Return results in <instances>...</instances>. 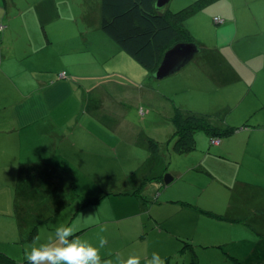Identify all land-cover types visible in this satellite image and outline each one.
I'll use <instances>...</instances> for the list:
<instances>
[{
	"label": "rangeland",
	"instance_id": "1",
	"mask_svg": "<svg viewBox=\"0 0 264 264\" xmlns=\"http://www.w3.org/2000/svg\"><path fill=\"white\" fill-rule=\"evenodd\" d=\"M191 1L170 0L163 9L176 11ZM68 4L75 7V10L71 13L70 20L62 19L65 32L59 31L61 34L57 36L60 41L44 51L45 59L36 62V67H30L28 63L32 57L19 58L22 65L16 66V69L26 67L41 71L46 64L48 73L56 78L49 79L46 84L49 86L54 80L55 85L43 88L41 92L42 98L54 99L56 103V107L47 116L63 120L57 127L62 145L68 144V118L73 121L69 126L70 130H75L77 134L76 154L71 155L66 151L65 145L61 146L65 156L75 160L67 161L66 157L55 159L60 166L71 165L80 178L73 182L75 189L68 190H76L77 196L67 198L69 204L59 213L64 218V224L74 221L68 216V211H73L75 205H80V211L87 205L85 198L94 192L129 190L132 182L143 175L144 180L156 173L155 167L161 166L162 176L179 174L190 162L195 164L202 157L200 150L209 144L208 135L202 129L195 132L194 150L183 154L171 149L172 141L169 140L173 134L172 117L176 109L187 115L193 111L215 112L232 107L228 113V110L216 112L217 115L210 119L218 121L227 116L229 125L242 126L248 120L252 127L255 119L264 124V107L261 105L264 103V76L246 73L236 92L232 87L240 82L218 86L215 77L207 72H212L214 67L221 68L219 60L213 58L216 53L229 55L238 49H241L242 54L264 53V0H213L204 5L190 19L193 23L191 41L186 42L195 43L199 51L201 44L209 45L207 49L203 47L204 53L198 57L199 62L206 64L205 68L195 66L191 71V66L196 62L194 57L178 72L162 79H156L152 72L127 55L99 28L100 0H70ZM214 17L220 20L218 24L212 21ZM232 25L236 29L231 30ZM221 27L223 30L217 33L216 28ZM228 29L231 31H226ZM216 42L218 44L213 46L212 43ZM219 46L220 49L215 48ZM256 62H248L249 68L258 69L260 64L254 66ZM48 64H52V67L47 66ZM61 70H65L67 75H57ZM190 72L201 77L207 74L205 85H202V80L194 87L191 84H180V79ZM245 85L250 89H246ZM227 104L230 106H226ZM47 129L39 131L40 135L43 131L41 139L44 142L50 141L43 136ZM131 133L134 135H130ZM136 135L154 139L157 144L154 147L156 153L150 156L139 150L141 147L136 144L139 141L135 140ZM164 156H169V163L166 161L167 164H163ZM16 174L15 169L0 173L1 183L4 184L0 187V223L5 218H14L10 215L15 213L16 202L3 197L7 192L10 197V187L15 194L18 182ZM222 182V179L211 180L206 171L195 170L184 173L180 181L175 179L167 184L161 182V189L154 182V188L137 191L143 197L148 196L146 201L150 204L144 210L135 204L134 199L123 202L111 200L112 208L117 211L121 208L123 214H129L114 225L107 223V227L113 228L108 242L124 247L118 255L106 253L107 259L104 260H115L117 256L126 259V253L143 258V248L162 250L166 247L169 258L164 259L165 264H264V204L254 213L253 219H234L226 215L223 217L230 191H223ZM187 185L190 186V191ZM184 186L186 192L183 191ZM31 190L34 192L31 208L40 211V196L34 191L35 187ZM54 192L50 193L46 202L52 200ZM183 195L191 198V205H186L183 212L181 210L178 213L179 210L173 204L164 202L170 196L175 198ZM98 205L96 203L92 206L100 207L102 211V203ZM18 207L29 210L23 202ZM193 213L199 214L195 223L191 219ZM248 215L247 217H251ZM45 229L46 227L40 228L38 240L48 239ZM167 231L177 236L169 235ZM94 232L100 239L98 233H102V224ZM178 232L186 234V238ZM259 240L263 243L260 247L255 245ZM181 243L183 248L178 247ZM94 246L98 247L99 242ZM100 253L102 257L101 249ZM261 260L263 263H259ZM142 263L145 264V261Z\"/></svg>",
	"mask_w": 264,
	"mask_h": 264
},
{
	"label": "crops",
	"instance_id": "2",
	"mask_svg": "<svg viewBox=\"0 0 264 264\" xmlns=\"http://www.w3.org/2000/svg\"><path fill=\"white\" fill-rule=\"evenodd\" d=\"M69 1L0 0V173L15 169L18 181L15 194L10 187V197H8V192L3 197L11 202H16L15 213L10 215L11 217L14 216V218H5L0 223V252L12 259L13 262L6 263L4 261L0 262V264H28L26 253L30 251L31 247L40 242L46 243L54 235L55 229L62 225L74 226L76 236L96 245L99 239L98 235L95 236L94 230L98 231L99 225L102 224V233L98 234L100 237L107 239L106 245L101 249L102 259H107L106 253L118 255L124 246L108 242V237L113 233V228L106 225L107 223L114 225L121 219H125V216L129 213L123 214L121 208L118 211L112 208L110 206L111 200L123 202L134 199L135 204L139 205L143 210L147 204H150L146 201L148 196L143 197V195L138 193L132 194L134 188L142 183L145 176L143 175L139 180L132 182L129 190L97 191L87 196L85 198L87 205L83 206L80 211V205H75L73 211H68V216L74 220L73 222L64 224V218L60 217L59 213H61L63 207L69 204L67 203V198L71 199L73 196H77L76 190H74L76 194L68 191L69 186L71 184L74 185L73 182L80 178L74 173L70 167L71 165L60 166L55 159L66 157L64 145L66 151L70 152L71 155L77 153L75 151L78 145L77 134L75 130H70L69 126L73 121L72 118H68L66 128L69 131V137L65 135L68 144L62 145L63 141L60 139L59 128L57 127L61 125L63 120L60 119L58 121L53 116H47L51 109L56 107V103H54V99L42 98L41 92L43 88L47 89L49 86L55 85L56 82L54 80L51 81L49 86L46 84L49 79L56 78L51 73H48L46 64L42 66L41 71L26 67L16 69V66L22 65L20 62L22 60L19 58L27 57L29 59L32 57L28 66L36 67V62H41L45 59L44 51H47L50 46L53 47L55 43L60 41V37L57 36L61 34L59 31L65 32V25L62 19L70 20L71 13L75 10V7H70ZM190 19L187 20L186 26L191 33L193 23ZM212 21L218 24L214 19ZM233 28L235 27L232 25L230 29L232 30ZM230 29L226 31H231ZM222 30V27L216 28L217 33ZM217 44L218 42L212 43L213 46ZM201 45L200 51L195 55L196 62L191 66V71L195 66H203L204 68L206 66V64L199 62L198 57L204 53L205 49L203 47L207 49L209 45ZM220 47L215 48L220 49ZM240 50H235L229 55H224L220 52L213 56L215 60H219L218 63L221 65V68H219L220 72L216 67H214L212 72L208 70L207 72L215 77L218 86L233 85L240 82L239 85L232 87L237 92V88L241 86L246 73L264 76V53L246 52L242 54ZM250 61H257L254 66L260 64V67L258 69L249 68L248 62ZM47 66L52 67V64ZM63 71L64 75L60 74ZM217 73L220 74L217 75ZM57 75L60 77L66 76L67 72L61 70ZM207 79V74L201 77L194 76L190 72L188 76L180 79V84H191L194 87L195 84H199L202 80V85H205ZM245 88L250 89L246 85ZM261 105L264 107L263 102ZM226 106L230 105L227 104ZM230 110H232V107L222 108L215 112H211V110L197 112L217 115L218 112L227 111L226 113H228ZM255 120L256 126L252 127L248 124V120L242 126L229 125L230 122H228L227 116L218 121H211L214 122V125L221 128L230 127L234 128V130L226 137L217 138L218 143H212L213 140L212 142L208 141L210 146L208 144L205 149L200 150L202 157L195 164L190 162L178 172L179 174H173L171 181L173 182L175 179L178 181L182 180L183 174L187 172L195 170L206 171L211 180H223L221 186L224 192L230 191L226 208L222 215L230 216L234 219H253L254 213L258 212L259 208L264 204V124H260L258 119ZM41 129H47V133L43 136L48 137L50 139L49 142L42 141L41 135L43 131L40 132L41 135L39 134ZM51 134L53 135L50 136ZM130 135L133 136L134 134L131 133ZM208 138L210 137L208 136ZM136 139L139 140L136 141V144L141 147L138 149L152 156L153 154H151V150L148 147V137L141 135L137 136ZM235 145L236 148H234ZM66 159L67 161L75 160L73 157L72 159L66 157ZM166 161L169 163V156L162 158L163 164H167ZM154 171L156 173L147 176L149 179L142 190L148 187L150 189L154 188V185H152L154 182L159 189L162 188L163 185L157 178L160 172L163 171L161 166L155 167ZM3 185L0 180V187ZM86 186L88 187V185ZM34 187V191H37L40 196L38 202L39 206H41L40 211H36V208H33L34 210L31 208L32 195L34 194L31 189ZM186 187L190 191V186L187 185ZM62 189L66 190L61 191ZM164 189H167V187ZM55 190H59V192H54ZM183 191L186 192L185 186ZM51 192H54V196L52 200L46 202ZM100 196L102 198L97 203L99 205L102 203V211L100 207L95 208L92 206L94 203H91V201ZM242 197H244L243 200ZM237 198H241V200ZM190 199L186 195L176 196L175 198L170 196L164 202L173 204L175 209L179 210V213L187 208L181 201L191 203ZM20 202L25 203L29 210L25 211L22 207L19 208L18 204ZM154 203L156 204V202ZM248 212H250L249 215ZM198 215L195 213L191 214V219L194 220V223ZM247 215H251V217H247ZM41 227H46L45 234L47 237L49 236L48 239H37L40 235L39 230ZM247 229L251 230L250 228ZM167 232L169 235H176L169 231ZM178 233L186 238V234L183 232ZM261 243L262 241L259 240V243L255 245L260 247L263 245ZM181 245L182 243L178 247H182ZM154 252L158 253L162 259L169 258V251L166 247L162 250H151L146 247L141 250V254H144L141 264H143V261L150 259V255ZM137 253H139L138 250ZM124 256L128 257L129 254L126 253ZM257 258L261 259L259 255H257ZM259 263H263V260Z\"/></svg>",
	"mask_w": 264,
	"mask_h": 264
},
{
	"label": "trees",
	"instance_id": "3",
	"mask_svg": "<svg viewBox=\"0 0 264 264\" xmlns=\"http://www.w3.org/2000/svg\"><path fill=\"white\" fill-rule=\"evenodd\" d=\"M154 1L100 0L99 19V28L117 43L127 55L152 74L159 65L166 49L178 42L191 41V35L186 26L187 20L213 0H192L176 11L157 8ZM189 113L191 114L183 115L180 110L176 109L172 117L174 129L169 142L172 141L171 149L178 153L187 154L194 150V135L199 129L206 132L210 137V142L217 138L226 137L234 130V128H221L214 125V122H211L214 120L210 117L215 116V114L195 111ZM147 142L151 154H155L154 147L157 144L154 143V139L148 137ZM157 178L164 183L161 174ZM148 179L146 177L138 187H135L132 194H137V191L142 190ZM69 189L73 191L74 185L71 184ZM101 198L102 196L91 201V203L96 204ZM181 202L183 205H191L186 201ZM222 216L224 217V215ZM233 258L237 260L236 257ZM4 261L6 263L13 262L12 259L0 252V262Z\"/></svg>",
	"mask_w": 264,
	"mask_h": 264
},
{
	"label": "clouds",
	"instance_id": "4",
	"mask_svg": "<svg viewBox=\"0 0 264 264\" xmlns=\"http://www.w3.org/2000/svg\"><path fill=\"white\" fill-rule=\"evenodd\" d=\"M107 243L100 237L99 246L75 235L74 226H60L46 242L34 244L26 253L28 264H141L142 257L136 254L126 259L117 256L115 260H103L100 249ZM145 264H165L158 253H153Z\"/></svg>",
	"mask_w": 264,
	"mask_h": 264
},
{
	"label": "water",
	"instance_id": "5",
	"mask_svg": "<svg viewBox=\"0 0 264 264\" xmlns=\"http://www.w3.org/2000/svg\"><path fill=\"white\" fill-rule=\"evenodd\" d=\"M170 0H155L157 8H163ZM198 46L193 42H178L166 49L153 75L156 79H162L178 72L183 66L188 64L198 53ZM173 177L164 174L163 181L169 183Z\"/></svg>",
	"mask_w": 264,
	"mask_h": 264
},
{
	"label": "built area",
	"instance_id": "6",
	"mask_svg": "<svg viewBox=\"0 0 264 264\" xmlns=\"http://www.w3.org/2000/svg\"><path fill=\"white\" fill-rule=\"evenodd\" d=\"M213 19H214L215 22H219V21H220L217 17H214ZM60 74L63 75L64 73L62 72V73H60ZM213 142H214V143H218V140L215 139V140H213Z\"/></svg>",
	"mask_w": 264,
	"mask_h": 264
}]
</instances>
